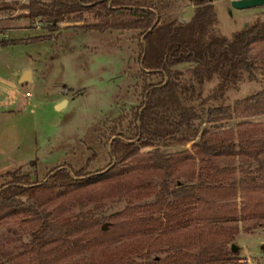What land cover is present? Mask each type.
Wrapping results in <instances>:
<instances>
[{
	"label": "trees",
	"instance_id": "obj_1",
	"mask_svg": "<svg viewBox=\"0 0 264 264\" xmlns=\"http://www.w3.org/2000/svg\"><path fill=\"white\" fill-rule=\"evenodd\" d=\"M192 3L193 16L181 22L165 17L174 7L170 0H29L27 3L0 0L1 10L22 8L27 10L26 17L50 22V29L54 28V22L86 12L92 22L78 25L83 32L135 31L133 62L139 73L134 87L139 104L117 117L111 130L109 140L113 139L108 145L111 165L93 174L86 171L87 165L79 171L65 165L48 171L42 184L36 178L31 181V173L20 170L0 174V222L20 214L35 216L33 221H36L29 231L30 240L20 246L22 252L3 253L7 264H78L74 258L85 251L99 252L102 256L84 264H229L238 253L237 249L232 250L240 234L234 224L240 218L251 217L259 221L258 225L264 224V193L257 191L236 207L228 197L230 188L238 183L236 178L232 181L227 177L220 181L208 178L193 183L197 178L190 171L185 174L191 182L187 186L172 190L168 179L163 182L159 192L166 211L163 222L148 209L142 215L137 212L134 215L137 205L129 211L128 208L100 218L89 210L60 218L43 208L44 194L63 197L69 189L86 192L124 173V161L140 147L171 141L195 140L192 149L198 155L224 157L229 165L234 163L230 155L240 147L244 156L260 161L256 172L264 185V158L259 159V155H264L261 137L243 135L235 143L218 135H207L195 123L199 117L195 101L205 81L220 76L215 93L222 95L245 76L253 79L263 68L264 60L252 57L251 50L257 44L264 45V19L234 32L228 39L218 32H209L214 14L210 0H192ZM5 43L0 41V46ZM182 63L195 64L192 73L197 85L193 79L182 82L181 71L173 68ZM217 109L220 115L215 120L264 115V89ZM154 158L152 167L170 174L169 157L155 153ZM239 183L247 184L245 178ZM26 193L35 202L27 204L19 198ZM33 194L37 195L33 197ZM170 195L175 199L168 200ZM183 201L195 205L181 208ZM104 222L108 225L103 229ZM139 233L149 238L121 241Z\"/></svg>",
	"mask_w": 264,
	"mask_h": 264
},
{
	"label": "rangeland",
	"instance_id": "obj_2",
	"mask_svg": "<svg viewBox=\"0 0 264 264\" xmlns=\"http://www.w3.org/2000/svg\"><path fill=\"white\" fill-rule=\"evenodd\" d=\"M3 1L10 3L14 0ZM16 1L27 3L29 0ZM170 1L174 7L165 17L189 21L194 14L192 0ZM232 1L210 0L214 9L210 33L215 31L230 39L234 32L263 21L264 4L240 9L233 7ZM26 13L27 10L22 8L0 9V41L6 42L0 46V174L20 170L25 174L31 173V181L36 178L42 184L48 171L65 165L76 171L87 165L86 171L98 173L111 165L108 145L113 139L109 140L115 119L139 104L134 93L135 84L139 81L137 65L133 62L136 50L133 36L136 32H83L78 25L92 22L91 15L86 12L54 22V28L50 29V22L30 19ZM35 37L48 39L30 40ZM251 56L264 60V45H255ZM261 65L263 68L255 73L253 79L245 76L222 95L215 93L221 82L220 76L214 75L205 81L195 101L199 113L196 125L207 135H218L235 143H239L243 135L264 140V115L215 120L220 115L219 105H232L264 89V63ZM194 67L193 63H182L173 68L181 71L183 83L193 79L197 85L192 73ZM26 72H30L29 80L20 81ZM194 142L171 141L165 145L140 147L124 161V173L117 178L101 182L86 192L75 193L69 189L63 197L44 194L43 208L60 218L85 210L100 218L128 208L129 211L137 205L134 215L136 212L142 215L148 209L163 222L166 211L159 195L163 182L168 179L172 190L177 186H187L191 183L185 176L189 171L197 178L193 183L208 178L219 181L223 177L229 181L236 178L238 183L230 188L228 196L236 207L255 192L264 193V185L256 172L260 161L244 156L237 147L229 157L234 163L229 165V160L224 157L198 155L192 149ZM155 153L169 157L170 174L152 167ZM263 158L264 155H259V159ZM241 178H245L246 185L239 183ZM29 196L26 193L19 198L27 204L35 202ZM168 198L170 201L175 199L173 195ZM194 205L183 201L180 207ZM33 219L35 216L20 214L0 222V264H7L3 253L12 251L17 255L23 251L20 246L30 240L29 231L36 222ZM258 222L251 217L240 218L234 224L240 229L234 242L238 253L235 261L229 264H264V224L258 225ZM103 224L108 225L107 222ZM146 238L149 235L139 233L121 241ZM101 256L99 252L85 251L74 261L84 264Z\"/></svg>",
	"mask_w": 264,
	"mask_h": 264
},
{
	"label": "water",
	"instance_id": "obj_3",
	"mask_svg": "<svg viewBox=\"0 0 264 264\" xmlns=\"http://www.w3.org/2000/svg\"><path fill=\"white\" fill-rule=\"evenodd\" d=\"M232 6L235 8H240V9H244L246 7H255V6H262L264 4V0H233L231 2ZM29 74L30 72H26L24 73L21 78L20 81H24L27 82L29 80ZM63 104V103H62ZM60 104V105H62ZM59 105V106H60ZM102 228H106V224H103ZM238 248L237 245H233L232 246V250L236 251V249Z\"/></svg>",
	"mask_w": 264,
	"mask_h": 264
},
{
	"label": "crops",
	"instance_id": "obj_4",
	"mask_svg": "<svg viewBox=\"0 0 264 264\" xmlns=\"http://www.w3.org/2000/svg\"><path fill=\"white\" fill-rule=\"evenodd\" d=\"M64 101H65V103L67 102V100H66V99H64Z\"/></svg>",
	"mask_w": 264,
	"mask_h": 264
},
{
	"label": "built area",
	"instance_id": "obj_5",
	"mask_svg": "<svg viewBox=\"0 0 264 264\" xmlns=\"http://www.w3.org/2000/svg\"><path fill=\"white\" fill-rule=\"evenodd\" d=\"M26 95H28V94H26Z\"/></svg>",
	"mask_w": 264,
	"mask_h": 264
}]
</instances>
